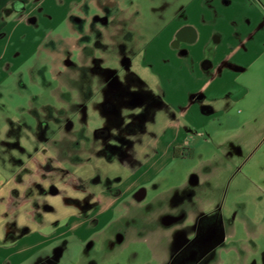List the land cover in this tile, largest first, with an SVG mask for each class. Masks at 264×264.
<instances>
[{"label":"crops","instance_id":"0c3cea01","mask_svg":"<svg viewBox=\"0 0 264 264\" xmlns=\"http://www.w3.org/2000/svg\"><path fill=\"white\" fill-rule=\"evenodd\" d=\"M51 1L0 0L1 100H5L12 83L20 85L26 75L33 84H38V66L32 61L44 54L52 79L57 83L52 95L63 102L60 118L69 112L83 126L91 106L104 118L100 128L103 129L111 126L113 120L125 126L135 117L145 116L135 120L140 121L139 127L127 135L131 145L124 158L106 150L105 144L95 136L100 144L95 149L97 155L110 161L119 157L129 163L131 170L128 177H115L109 185L103 186L99 178L91 182L100 190L87 187L90 179L73 176L62 169L66 161L74 167L83 165L82 138L72 121L71 126L63 124L61 137H44L42 149L28 161H13L16 169L12 173L0 168V264H27L53 244L70 237H76L80 243L107 238L116 219L127 216L131 208L147 204L134 200L142 189L146 190L145 197L152 190L156 192L151 201L161 202L164 207L155 211L151 220L159 222L165 214L180 215L188 176L164 187L165 174L175 164L190 158L198 157L200 162V147L210 144L211 140L204 132H217L216 120L223 118L220 128L233 126L231 113L236 106L247 107L246 116L258 115L260 110L254 109V102L264 101V0H166L165 5L170 8L156 16L166 21L158 31L132 28L134 53L129 55L130 67L119 78L129 94L111 99L100 90L106 81L103 76L91 71L86 75L63 64L66 51H70L80 68H93L91 59H85L82 53L80 35L72 18L90 19L100 6L116 3L120 6V19L135 20L140 14L138 8L129 12L121 7V0H53L68 8L59 18L54 7H44L52 4ZM63 22L68 35L58 33ZM104 34L108 37L107 43L112 44L109 34L106 31ZM143 37L147 38L144 46H137V39ZM65 41L69 43L66 51L62 47ZM113 51L104 52L102 66L119 70L118 64L115 67L108 63H115L120 57L112 54ZM129 74L134 79L129 80ZM65 86L73 91L71 100L60 96ZM87 88L92 93L87 94ZM143 93L149 94L148 99L135 98L134 103L131 94ZM39 99V96L31 97L29 107ZM95 100L99 102L94 103ZM109 104L117 106L118 114L109 110ZM21 109L25 110L20 106ZM124 109L132 110L127 123L123 121ZM28 111L34 114L33 109ZM186 151L191 156H186ZM50 158L57 168L51 172L45 169ZM208 161L214 172L215 166ZM190 172L200 175V167ZM181 176L179 173L178 177ZM50 188L56 194L64 192L63 207L67 211L55 223L39 220L54 211L51 205L42 202L41 194ZM168 205L171 207L166 208ZM63 220H67L65 225L51 230ZM191 220V216L179 218L178 227ZM43 229L50 231L44 234Z\"/></svg>","mask_w":264,"mask_h":264},{"label":"rangeland","instance_id":"374dc122","mask_svg":"<svg viewBox=\"0 0 264 264\" xmlns=\"http://www.w3.org/2000/svg\"><path fill=\"white\" fill-rule=\"evenodd\" d=\"M51 3L44 7L50 9L54 7L56 16L59 18L67 12V7L60 6L53 0ZM120 3H122L121 7L129 12H135V9L138 8L137 12L140 14L135 16L133 28L141 31L143 29L151 32L158 31L166 21L156 19V16L158 18L159 14H163L167 8H170V5L169 7L165 5L166 0H121ZM173 7H176V4ZM58 31L63 35L69 34L65 22L60 25ZM146 40V37L137 39L139 41L137 46L143 47ZM62 43L63 49L68 50V41ZM43 55L32 61L38 66V75L40 76L38 84H33L26 75L20 85L11 84L6 92L5 100L0 98V168L12 173L16 169L13 164L14 158L28 161L31 156L38 153V149H42L41 144L44 137H61V128L69 118L75 124L76 131L84 130L82 131L84 138L81 140L82 149L80 152L83 165L74 167L66 161L63 163L62 169L70 171L73 176L83 177L88 181L90 179L91 181L85 184L95 190L101 189L99 186L91 184L97 178L105 186L113 183L115 177H128L131 171L129 163L119 157L110 161L95 153V149L100 146L95 139V132L104 125V118L99 111L90 106L87 122L83 126L79 118L71 116L69 112L64 114L66 117H59L63 102L52 95V90L57 87V83L53 81L49 63H45ZM74 61L77 62L75 59ZM108 63L117 66V63L112 61ZM36 96H39L40 99L34 100V106L29 107L31 97ZM95 102L99 101L95 100ZM254 104V109L260 110L258 115L246 116L247 107L238 105L231 113L235 125L220 128L218 126L224 124L223 118H220L216 120L217 126L214 128L217 132L212 133L213 130L211 132L207 130L209 133L204 132L205 137L211 140L210 144L200 147V162L198 157L190 158L191 160L175 164L170 172L165 174L164 187H168L181 182L186 175L189 180L190 176L194 175V172H190L191 170L210 166L209 159L211 166L214 165L217 168L215 177L211 180L215 199H218L219 202L223 200L226 207L228 205L234 207L238 212L237 223L243 220L247 221L249 232L253 234V239L237 242L233 251L221 253L225 264H264V101H257ZM20 106L25 110H19ZM29 108L34 110V114L29 113ZM131 113L130 109L123 110L125 123ZM44 121L48 122V128L47 132L42 133L39 123ZM59 121L62 122L59 123ZM68 146L69 144L66 145V147ZM231 147L241 148L243 155L238 157L234 153L230 154ZM186 154V156H191L189 151H186ZM173 171L174 174H172ZM176 172L181 173L182 176L178 177V174L175 175ZM50 189L49 192L41 194L42 202L44 200L43 203L51 205L54 211L46 213L39 220L55 223L67 211L63 207L62 194L64 192L51 195ZM92 193L98 194V192ZM155 193L153 190L150 191L144 203L150 202ZM160 205H162L161 202L156 203V208ZM196 206V200H186L182 207L187 209L196 208ZM115 217L117 218L118 215L115 214ZM66 223L67 220H63L61 224L51 227V230L58 229ZM48 231L50 230L43 229L41 232L45 234ZM237 235L239 238L251 237L245 235L241 230ZM59 247L63 249V254L54 264H158L148 240L126 242L123 246H118L110 252L107 250L104 238L96 241L93 248L86 251L87 242L80 243L76 237H70L53 244L51 248L27 264H37L40 259L44 261L47 257L53 256L55 249Z\"/></svg>","mask_w":264,"mask_h":264},{"label":"flooded vegetation","instance_id":"af4514ba","mask_svg":"<svg viewBox=\"0 0 264 264\" xmlns=\"http://www.w3.org/2000/svg\"><path fill=\"white\" fill-rule=\"evenodd\" d=\"M119 7L116 3L103 5L97 12H94L90 19L72 18L80 35L79 45L82 47V53L85 59H91L93 68H80L79 64L71 58L70 51H66L63 61L65 66L80 69L86 75L91 71L103 76L106 81L100 90L108 99L121 98L125 94H129L127 89L120 84L119 78L125 73L126 68L130 67L129 55L134 53L135 31L132 28L135 20L120 19ZM105 31L109 34L112 44L107 43L108 37L105 36ZM111 50H114L112 54L116 57L120 56L116 60L119 62L117 63L120 66L119 70H109L102 66L105 62L102 57L104 52L109 53ZM127 78L131 80L134 79V76L129 74ZM90 93H92V89L87 88V94ZM131 95H133L134 103L139 97L143 100L149 97L148 93ZM60 96L71 100L73 91L65 86ZM109 105V110L118 114L117 106ZM144 116L135 117L133 122L125 126L120 125L118 120H113L111 126L96 131L95 136L105 144L106 150L118 153L124 158L127 156L126 149L131 145L127 135L133 134L135 127H139L140 121L135 120H140ZM71 124L70 119L65 123L67 126H71ZM39 127L44 133L48 128V122L39 123ZM82 131L78 135L83 139ZM229 153H234L238 157L243 155L242 149L235 147H231ZM13 160L15 162L22 161L15 158ZM52 162L53 159L50 158L45 164V169L49 172L57 170L56 167H53ZM211 169L210 166L201 168L200 175L194 174L188 181V188L182 200L184 202L196 200V208L183 209L182 213L176 217L165 214L159 222L151 220V215L156 210H162L163 204L156 208V203L151 201L144 207L131 208L127 216H121L111 224L107 233L108 237L104 239L107 250L112 252L126 242L148 240L158 264H225L221 253L233 251L237 242L253 239V234L249 232L247 221L243 220L237 223L238 212L234 207L231 205L226 207L223 200L219 202L218 199H215L211 180L215 177L217 168L214 172H211ZM25 170L23 169V171ZM145 193L146 190H139L134 196L135 202L139 204L144 202ZM127 205L130 206L128 202ZM168 207L171 205L166 206V208ZM186 216H191L193 220L178 227L180 223L178 219ZM240 230L251 237L239 238L237 234ZM95 242V240H89L86 251L91 250ZM62 254L63 249L56 248L53 256L47 257L44 261L40 259L37 264H54L58 262Z\"/></svg>","mask_w":264,"mask_h":264},{"label":"water","instance_id":"95a60500","mask_svg":"<svg viewBox=\"0 0 264 264\" xmlns=\"http://www.w3.org/2000/svg\"><path fill=\"white\" fill-rule=\"evenodd\" d=\"M54 190V188H51V194H56L57 192L55 191H53ZM56 259H58V256H56Z\"/></svg>","mask_w":264,"mask_h":264}]
</instances>
